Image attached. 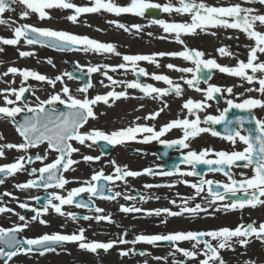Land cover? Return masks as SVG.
Here are the masks:
<instances>
[{
	"label": "snow or ice",
	"instance_id": "snow-or-ice-1",
	"mask_svg": "<svg viewBox=\"0 0 264 264\" xmlns=\"http://www.w3.org/2000/svg\"><path fill=\"white\" fill-rule=\"evenodd\" d=\"M253 2V0H249ZM259 3L264 4V0H258ZM21 4L26 6L25 10L21 11V19L26 18L29 15V11L38 13L41 19L50 18L45 9H74L75 14L69 15L68 20L72 22L77 21V17L81 13H95L100 10H106L109 13H114L116 15L122 13H134L136 15H143L145 10L148 8L161 7L160 5H154L145 3L144 0H130V3L127 6H119L113 0L109 2H104V0H94V3L90 7H79L76 4L70 2V0H0V15L6 11H14L11 8L12 4ZM179 6H173L171 3L163 6V11L172 12L175 11L179 14H190L191 23H168L163 20H156L155 23L161 25L165 33H175L176 40L178 43H183L180 40V34H192L196 29L206 31L209 27L222 26L224 28L239 29L246 34V36L254 40V46H250L248 52L247 62L238 61L237 66L227 67L221 66L216 62L215 59H201L204 56V53L198 50H189L185 49L184 51L179 52H170V53H153L151 55H123L122 59L126 63H121L116 66L103 65V68H111L112 71H116L117 68L126 69L129 67L127 62H130L131 70L137 76H148L151 75V78L157 81H163L168 88H157L152 84H145L137 80L124 82L127 88L139 89L146 96H152L154 99L160 98L164 95H168L170 91L174 90L177 96L181 95L182 88L178 83H174L167 75L151 73L149 74L143 67H138L137 62L139 61H149L151 63H156L155 57H163L165 55L182 57L185 60L193 61L196 65L195 69L193 68H177L175 65L168 64L166 67L169 69H175L183 73H193L191 79H186L185 83L192 88H195L197 91H201L205 100L212 99L213 94L220 93L221 88L216 85L209 84L206 89H200L198 84L201 79H204L207 82L208 79H211V70L218 69L222 73H227L232 76L240 77L247 80L249 83L256 81L260 85L259 89H255L264 93V76L257 78L255 75L257 72L264 74V61H259L258 53L264 54V32L256 30L257 22L260 25H264V14H254L255 10L251 8H243L240 4H231L227 6H211L203 2V0H178ZM0 23H5L3 19H0ZM111 23H117L112 21ZM118 27L128 31L129 29L124 24H117ZM133 28L140 30L139 25H133ZM215 35V33H211ZM21 38H25L28 44L39 43L41 45H46L48 47L60 50V51H70V50H80V51H94L97 53H115L116 55H121L117 50L116 46L111 43H101L96 40L90 39L87 36H79L75 34L68 33L66 31H56L50 28H40L34 27L32 25H20L14 29V38L6 39L0 37V42L6 45H16ZM217 51L221 55L230 54L227 52L225 47L218 48ZM34 53L31 52H20V56H30ZM48 63H52L51 59L48 60ZM54 66V65H53ZM208 70L206 75H198L201 73L202 68ZM159 67V64H157ZM77 68L81 71L83 70L79 64ZM101 70V66H89L87 68V73L91 74ZM246 70H250L252 75H249ZM9 73L17 74L19 73L25 80L29 77L35 78L39 81H47V83L55 86L57 82L63 84V76H68L69 79H74L72 73H64L62 75H57L54 79L49 78L45 75L38 74L35 71L28 69H17L15 67H9L7 72L3 73L4 76H7ZM103 75L107 77L113 85L117 81L113 80L111 76H108L107 72H103ZM181 79H184L183 77ZM91 87V81L89 80L83 88L78 89L82 93H87L88 88ZM27 89L21 87L19 90L15 88H10L6 90H0L4 94V106H0V114L11 118L13 123H15L16 131L23 138V142L20 144H0V156L4 155V148H14L16 150L26 151L30 147L39 145L40 143L47 142L48 148L56 151L59 155L56 160L50 164H45L40 169H32V173L39 172L40 175L38 179L42 181V184H38L36 180H28L24 184H18V188H30L33 186H42L45 189L55 186L58 188H63L68 181L62 176L58 175V170L62 167L63 170L67 171L71 165L78 163V161L71 159V154L78 152L79 149L74 148L71 141H77L80 144H85L87 141H90L91 144H97V142H106L108 145H117L122 144L126 141H132L137 138V134H143V141L148 142L151 140H159L160 143L166 144L168 147L173 145H179L182 148H188L186 141L190 137H195L203 132H211L213 136H219L220 133L215 131L211 127H200L201 119L199 115L196 114V110H203L207 105L204 101H194L191 98L185 101L183 108L187 109L188 113L194 115L195 119H176L168 122L167 124L162 125L157 131L154 126H149L146 124H135L134 126H129L126 128L118 129L110 133H106L99 129H91L88 132H81L80 129L87 123L89 118L95 119V113L92 106L97 102L103 101L104 103H109V98L118 99L121 97H126L127 93L125 91H109L105 95H96L94 98H88L87 95L83 99L74 97L71 94L70 89L67 85H64L61 89L63 96L66 99L62 98L60 93L51 95L48 99L41 100L37 97V103L35 106H30L25 103L24 107L15 106L17 101H21L23 94ZM254 89H248V91H253ZM227 92L231 93L232 88L229 87L226 89ZM15 95V100L9 99V95ZM156 94V95H153ZM57 102L66 106L67 111H56L55 108L45 107L55 105ZM229 108H239L243 110H250L256 107H264V100L248 98L243 100L242 103L234 104L232 100L227 101ZM9 105H13L9 107ZM165 107L167 105L165 104ZM27 111L32 113L31 116H25L22 121L19 123L15 122V117L21 113ZM163 109H160L156 112L149 113L148 116L144 117L145 120L155 119L159 116L160 112ZM228 109H225L219 116L208 115L204 118V122L210 125L220 124L222 121H225V113ZM140 118L137 117V120ZM248 117L237 116L235 118L236 122L242 125ZM254 119V118H253ZM226 123H231L227 121ZM173 128H181L183 130V136L176 140H161L160 138L170 131ZM225 139L231 141L233 144L236 143V140L243 142L246 147L242 151H233L231 153L225 151L214 152V155L217 159H206L211 149L202 150L199 154L195 151H189L183 158V162L192 166V171L186 173H181V175H196L200 177L199 183H191L190 186L195 189L196 195H199L204 190V185H208V193L212 197V202L223 201L225 195L219 191L213 189L212 185L215 184L217 188L222 187L224 193L235 194L238 191H243L248 194L244 199H235L231 204H224L223 207L225 210L244 208L245 206L255 207L258 204L264 205V121L255 119V130L254 132H249L248 135H241L240 131L235 129L226 128ZM0 139H3L0 136ZM91 144L88 146L91 147ZM103 154V153H102ZM32 157L21 156L18 157L14 163H8L0 165V175L7 176L15 174L18 171L24 169V163H32ZM37 160L43 161L44 157L37 155L35 157ZM82 159L87 161L99 160L100 156H88L85 155ZM237 162H243L242 164H237ZM114 167L113 175H105L103 171L96 172L92 175L91 181H100L101 179L108 182H113L115 180H124L126 177H135L140 175V172H135L127 169V166H119L116 164L115 160L111 162ZM202 163L208 165L209 171H220L224 172L228 176L230 183L221 184L218 181L205 180L203 175L196 171V164ZM248 167L249 165H254L253 172L254 175L251 177H245L239 181L232 178L230 171H225L227 166L229 169L233 165ZM216 167H213V166ZM179 172V168L176 169ZM144 173L154 174L150 169H144ZM31 174V173H30ZM45 174H47L45 176ZM160 175H172V172H160ZM243 175V174H242ZM50 181H55L53 185ZM0 183H3V179H0ZM87 187L74 188L68 192L67 197L61 196L57 193H50L47 197V204H45L41 209H33L36 213L32 217L33 220H36L43 213L47 212L49 208L54 210L60 215H67L73 219H76L74 213H64L62 211L63 205L73 204L74 197L78 196L82 192H88L92 195H101L106 199H115L120 196V192H115L114 195L104 196L105 187L104 185L92 184L85 182ZM188 184V181H184ZM146 187H152V185H147ZM251 190V191H250ZM109 193L112 192V189H107ZM4 195H11V193H5ZM125 199H135L134 197L125 196ZM33 199L39 200V197H34ZM140 199H144L143 196ZM189 199H194V197H189ZM59 201V203H53V201ZM175 203V201H172ZM21 208H27L28 205L21 203L19 205ZM78 207H88L89 205L84 202L77 204ZM120 210L123 212H141L142 209L135 207H125L121 205ZM5 211H12L11 209L0 207V213ZM97 213H102V209L96 208ZM201 211H206L203 209L200 204H196L194 208L188 207L186 202L180 206L179 212H173L170 209H156L153 210L154 214L159 216L161 213H165L168 216H179L182 213H198ZM149 215L153 214L152 212L147 213ZM21 221L25 220L24 216L19 217ZM85 220L96 219L107 220L111 222L110 216L97 215L95 217H82ZM41 224L47 223L44 220H40ZM255 222L248 225H238L235 229H230L228 227H222L217 230L207 231V232H183L177 231L172 232L167 235H138L132 243L137 242H146L152 244L156 241H170L175 244L178 241H195L192 245L193 250L177 248L176 250L181 252L188 259H196L199 255H203L204 259L199 261V264H215L216 261H219V264H224L223 260L219 256L218 249L231 248L233 238H236L237 242L241 246H246L248 243V238L255 235L256 238L264 240V222L259 224L257 228ZM27 224L16 225L11 229H5L0 227V257L5 258V264L13 256L18 253L31 252L33 248L42 249L41 254L48 251H54V245H59L64 242H79V247L91 252H96L99 249L107 251L111 249L117 241L105 242H85V237L83 235L84 230L80 229L79 233H73L70 235H64L60 233L53 234H44L34 239H25L23 241L17 239L16 233L23 230ZM204 237H210L213 240H217L219 243L217 246H213L212 243L203 239ZM118 243L123 244L126 241L121 238ZM203 244V249H197L198 244ZM25 245L27 247H25ZM8 249L6 251L5 249ZM121 255H128L127 251H121ZM142 255L144 253H141ZM176 264H183V262H176ZM245 264H255L254 261H246Z\"/></svg>",
	"mask_w": 264,
	"mask_h": 264
},
{
	"label": "rangeland",
	"instance_id": "rangeland-1",
	"mask_svg": "<svg viewBox=\"0 0 264 264\" xmlns=\"http://www.w3.org/2000/svg\"><path fill=\"white\" fill-rule=\"evenodd\" d=\"M220 0H203L204 3L211 5V6H220ZM70 2L76 4L79 7H90L93 5L94 0H70ZM104 2H109V0H104ZM119 6H127L130 3V0H113ZM145 3L160 5L163 9L164 5H168L171 3L174 7L179 6L178 0H144ZM199 2V0H197ZM259 3V2H257ZM24 5L21 4H14V11H6L2 15H0V19H3L5 23H0V37L6 39L14 38V29L18 27L20 24H28L35 27L40 28H50L56 31H66L71 34L79 35V36H87L90 39L96 40L101 43H111L116 46V50L121 55H116L115 53H97L94 51L88 52H80V53H70V54H62L59 52L52 51L45 47L40 46H33L30 45L23 40L20 39L18 44L16 45H6L0 42V90H6L10 88H15L19 90L21 87H24L29 81V95L27 97L26 103L34 105L37 103V97L41 100L48 99L51 95L60 93L62 98L66 99L61 92V89L64 85L70 89L71 94L79 99H83L85 95L88 98H94L96 95H105L109 91H125L127 93L126 97H121L118 99L112 98L109 104H103L101 102H97L95 105L92 106L93 111L95 113L96 118L92 120V122L99 124L101 129L103 130H111L116 128H125L130 123L128 122V118L134 117H144L143 112H140L136 107H139L140 101H138V96L143 98L144 100H151L153 102H148L153 105L156 109L163 111L160 112L159 116L154 119V122L149 121L148 124L154 126L155 129H159L163 124H165L170 118L176 117L177 119H184L187 117L188 119H195L194 115L188 113L187 109L183 108V104L186 100L191 98L194 101H204L206 103V107L203 110H196V114L199 115L201 119L200 127H208L207 124L204 122V118L208 115H218L220 111H217V107L221 109L226 106L227 103L222 104L221 106L214 104L211 100H205V96L201 91L195 90V88L189 87L186 83V79H191L193 73H183L177 71L175 69H169L166 67L168 64L175 65L177 68H193L195 69V65L191 63L189 60H185L182 57H174L165 55L163 57L156 56L155 60L156 63H151L149 61H139L137 62L138 67H143L149 74L156 73V74H163L167 75L174 83H178L186 89L185 95H174L171 96H162L160 98L154 99L153 97H146L142 96L141 93L136 89L127 88L124 82L133 81L134 76L132 75L131 65L130 62L128 69H120L117 68L116 71H109L107 72L108 76H111L113 80L117 81L115 85L112 84L111 81L107 79L102 69L103 65L109 66H116L121 63H126L123 61V55H151L153 53H170V52H179L184 51L186 48H191L192 50H198L204 53V56L201 57L202 59H215L218 60L220 57V53L217 51L218 48L225 47L227 52L226 56L235 55L240 53V60L246 62L245 58L248 56L250 46H254L253 43L243 42L240 40L239 44H223L221 38L223 37L221 32L216 31L217 29L209 30L207 29L204 34V31L200 29H196L192 35L187 37V42L184 40V44H175L176 42V34L175 33H165L163 35L164 30H158L153 25V18L144 12L143 15H136L134 13H122L116 15L114 13H109L106 10H100L95 13H81L77 17V21L74 23L67 19L69 15L75 14L74 9H60V8H53V9H45L48 13L50 18L41 19L38 13L29 11V15L21 19L20 13L21 11L25 10ZM156 19L163 20L166 22H173V23H191V15L190 14H179L175 11L172 12H165L162 10L161 14L157 16ZM115 21L117 23H111ZM117 24H124L129 30L125 31L124 29L117 26ZM133 25H139L140 30L133 28ZM215 30V31H214ZM212 31L215 35H212ZM211 32V33H210ZM187 34L181 33L180 40L183 41V37L185 39ZM20 52H31L34 53L30 56H20ZM68 56L72 61H75L77 64L81 66L83 69L82 71L87 72V68L89 66H101V70L98 72L91 73V87H89L87 93H82L78 91L79 86L78 83L74 82L73 80L69 79L66 75L63 76V84L57 82L55 86L47 83V81H39L35 78L29 77L27 80L23 78L19 73L12 74L9 73L7 76H4L3 73L7 72L9 67H15L17 69H28L37 72L38 74L45 75L49 78H55L57 75H62L67 73V67L64 62V57ZM211 57V58H210ZM51 59L52 63H48V60ZM264 61V59L259 60ZM235 62V61H234ZM238 64V62H235ZM159 64V67H157ZM54 65V66H53ZM184 79H181V78ZM259 78V77H258ZM32 81V83H31ZM213 81L218 84L219 87L224 86V95L225 100H237L242 101L240 98V94L242 93L245 99L253 98L254 95H251V92L246 91L248 87L244 89V84L249 83L247 80L243 78L238 79H229L224 78L219 75H215L212 79ZM147 84H154L155 86H159L158 88H165V83L163 81H156L151 78V75L147 76L146 80ZM251 84V83H249ZM153 85V86H154ZM209 85V84H208ZM207 85L198 84L200 89H206ZM231 87L232 92L229 93L226 91L227 88ZM260 87V86H259ZM258 87V89H259ZM258 96L263 98L264 100V93L257 91ZM256 93V94H257ZM4 94L0 92V103H4ZM15 95H9V99L14 100ZM146 97V98H144ZM261 100V99H260ZM165 102V103H164ZM167 102V103H166ZM165 104L167 107H165ZM16 106L21 108L24 107V104L19 102ZM217 106V107H216ZM140 108V107H139ZM147 110V108H145ZM150 109V108H149ZM169 110V113H168ZM256 111H262L261 117H258V120L264 121V107H256ZM8 118H1L0 119V127L7 124ZM135 123H143L144 121L135 120ZM91 123V122H90ZM129 123V124H128ZM5 132H9L6 130ZM183 131L177 129V133ZM210 132H203L200 133L199 136L193 137L196 139L197 146L193 151L199 154L202 150L208 149L213 146V142L210 143L209 137L213 139L210 135ZM205 140L207 142H202ZM143 141V134L139 140L135 141L129 147H124L122 150L126 151V148L129 150L139 151V158H125L124 155H132L128 154H120L118 155L119 163L117 165L123 167L127 166V168L138 169L142 166H145L146 159L152 154H148L143 152L142 143ZM158 140H151L148 141L147 144H156ZM206 144V145H205ZM242 145V144H241ZM222 149H225V146L219 145ZM84 148V146H82ZM242 148V147H240ZM88 155L86 152L82 150L79 154L73 156V160L78 161V163L73 164V167L70 169L69 173L70 176L69 180L72 181V184H81L85 183L90 179L93 171L95 170H102L105 165L104 160H94V161H87L85 162L82 157ZM144 156V158H141ZM44 160V159H43ZM3 160L0 157V162ZM111 165L110 169H104V171L114 174V167L111 162L108 161ZM154 169H152L153 173ZM31 173V170L30 172ZM128 178V177H126ZM68 187V185H67ZM113 189L116 192L122 191L120 187L117 189L116 187ZM124 195L127 193L124 192ZM167 199V198H166ZM164 201V200H161ZM166 201H164V204ZM117 206L127 204L124 199H121V196H118L117 201L114 203ZM4 205V204H3ZM3 205L0 204V207ZM7 205V204H6ZM163 205V204H162ZM8 208H15L14 205H7ZM114 205H111L107 202V205L102 204L99 205L98 208L105 210V214L107 210H111ZM128 206V205H127ZM10 212V211H9ZM65 213H71L66 211ZM89 217H95L100 213L96 211H91L88 213ZM104 214V213H103ZM4 213H0V227H8L9 220L3 218ZM52 218L54 217L56 220H53V227H45L44 230L39 231V226H35L38 232H34L30 234V236H37L44 232H56L55 230H60V232H77L79 233L80 229L84 230V237L85 242L87 240L99 239V240H118L115 235H111L108 230L110 226H89L87 227L86 224L89 222H93L96 219H88L81 221L80 223L75 219L63 215V217H58L51 215ZM122 216H124L122 214ZM255 216V215H254ZM70 219H69V218ZM47 218V217H45ZM59 218V219H58ZM114 218H118L115 216ZM238 219V218H237ZM90 220V221H89ZM233 221V218L230 219V224ZM58 222V224H56ZM129 226L133 227L132 222L129 221ZM214 224L218 226L228 225L225 221H215ZM66 225V228L64 227ZM190 228H195L194 225H189ZM177 230H183V227L177 228ZM118 231V230H116ZM140 248L144 249V254L155 252L152 250L149 245L148 246H140ZM79 250L80 253H78ZM86 251L79 247V242L72 245H67L64 247H60V251L57 253H50L49 255L43 256H33V258L28 259L30 264H111L109 259V254L114 256V253H94L89 258H85L86 255H82ZM113 250V248H112ZM110 250V251H112ZM120 250V249H119ZM109 251V252H110ZM61 253V256L58 258V255ZM64 253L66 256H64ZM82 253V254H81ZM143 254V255H144ZM142 255V254H141ZM79 257L78 261H74L75 258ZM86 259V260H85ZM146 257H141L138 259H134L132 263L127 264H137L138 262H146ZM148 262V261H147ZM126 264V263H125Z\"/></svg>",
	"mask_w": 264,
	"mask_h": 264
},
{
	"label": "flooded vegetation",
	"instance_id": "flooded-vegetation-1",
	"mask_svg": "<svg viewBox=\"0 0 264 264\" xmlns=\"http://www.w3.org/2000/svg\"><path fill=\"white\" fill-rule=\"evenodd\" d=\"M258 0H253V2H249V0H220L219 4L220 6H227L231 4H240L243 8H251L255 10L254 14H264V4L257 3ZM157 18V17H156ZM159 20V19H156ZM217 28L218 32H221L220 34L223 35L221 38L223 44H239L240 40L243 42L248 43H255L254 40L248 38L244 32H242L239 29H231V28H224L222 26L217 27H211L208 28L209 30ZM256 30L264 32V25H260L258 22L256 24ZM215 31V30H214ZM212 33H214L212 31ZM226 56L220 54V60L224 59V57H227V61L221 62V64L226 65L228 67H235L237 64L235 62H238L240 60V53H237L235 55ZM246 62L248 56L244 57ZM258 59L262 60L264 59V54L258 53ZM235 61V62H234ZM218 85V84H217ZM221 92L224 90V86H221ZM15 121L18 120L17 117L14 118ZM144 121L143 124L149 125V121L154 122V120L148 119V120H142ZM128 123L126 127L132 126L135 124L134 118H128ZM169 120L165 123L167 124ZM164 125V124H163ZM125 127V128H126ZM91 129H97V124L92 122H87L80 131L81 132H88ZM177 129L182 130L181 128H173L167 133H165L160 139L161 140H176L178 138H181L183 136V133H177ZM8 130L9 132H5ZM157 131L159 129H156ZM107 131H110L107 130ZM183 131V130H182ZM209 135L213 138L211 139L209 137L210 143L213 142V146L208 148L211 149L212 152L209 153L211 156H215L214 152L219 151H225V152H233L238 151L241 148V141L239 139L236 140L238 144L234 148H230L231 141L221 138L219 136H213L209 133ZM0 136L3 137V139H0V144H20L23 142V139L20 137L18 132L16 131V128L13 124V120L11 118L7 119V124L0 127ZM142 134H138L135 141L139 140ZM199 136V134H198ZM135 141L129 142V143H122L118 145H114L112 149L109 151L108 154L103 155L100 153L99 149L96 147V144H91L90 141H87L85 144H80L77 141H71L70 143L74 148L79 149L78 152H74L71 154V159L73 160V156L79 154L82 150L84 153L86 152L88 156H100V160H104L105 165L102 168V171L105 175H113L111 173H108L104 171V169H110L111 165L108 163L115 160L116 164L119 163L118 161V155L122 148L129 147L130 145H134L133 143ZM202 142H206L205 140H202ZM186 143L188 144V148H182L180 151H177L175 147H166L164 144L158 142L156 144H147V142H142V151L148 154H152V156L148 157L145 162V166H142L138 169H132L127 168L131 171H141L143 174L141 176H136L135 178L128 179L125 178L124 180H116L113 182L108 183V189L111 188L112 192L111 194L114 195L116 192L113 187L119 189L122 188L121 191V199H124L127 204H125V207H135L142 209L141 212H123L120 210L121 206H117L114 204L117 201L116 197L115 199H96V197L91 196L90 193H88V199L93 202L92 208H83L78 207L77 205L71 206L69 205H63L62 211L65 213V207L66 211L74 213L76 215V221L79 223L81 221H84L82 217L88 216L89 212L95 211L96 208H98L99 205L105 204L107 205V202L111 205H114L112 209L107 210L108 214H105V210L102 211L99 215L103 216H110L114 215L118 218H124L125 222L124 226L121 225H115L114 222H109L107 220H100V221H93L92 223L89 222L86 224L87 227L89 226H96L99 227L103 226H110L111 230H108L111 235H115L118 240L117 243L114 244V246L111 249L104 251L100 250V253H114L112 256L113 261L110 260L111 264H127L132 263L134 259H138L141 257H150L151 261L148 262H138L137 264H176V262H183V264H199V261L204 259L203 255H199L196 259H188L186 258L181 252L177 251V248H183L188 250H193L192 245L195 243V241H178L175 244H173L170 241H156L152 244L146 243V242H137L132 243V241L135 240V238L138 235H167L172 232L177 231H193V232H207L212 230H217L222 227H228L230 229H235L238 225H248L250 223L255 222V225L257 228L259 227V224L261 222H264V205H257L255 207L252 206H245L244 208H236V209H228L225 210L223 205L224 204H231L233 200L235 199H244L248 194L244 193L243 191H238L235 194L231 193H224L223 188H217L216 186H212L214 190L219 191L225 195V199L223 201H216L215 203H211L210 208L212 212H205L202 215H198V213L195 214H188L187 212L182 213L179 216H168L165 213H161L159 216L155 215L157 219L153 220L150 224L145 225L144 223H141V217L140 215L144 212H153V210L156 209H170L173 212H179L180 206H182L185 202L188 207H195L196 204H199V202L194 201V199H189V197L197 198L196 200H199L200 203L207 202L206 198H208L210 201H212V197L209 195L207 189L208 185H204V190L199 194L196 195L195 189H193L190 184L191 183H199L200 177L199 176H188V175H181V173H186L188 171H192V166L184 163L183 165L177 166L176 160L173 158L175 155L180 154L183 157L189 152L193 151L196 144V139L193 137H190ZM91 144V147L88 145ZM207 144V142H206ZM205 144V145H206ZM219 145L225 146V149H222L219 147ZM84 146V148H82ZM4 155L0 156L3 160L0 162V165L8 164V163H14L18 157L21 156H31L32 158L36 157L37 155H40L43 152L44 160H37L33 163H24V169L21 171L16 172L12 175H7L5 180L3 179V183H0V204L3 205L2 207L8 208V204L14 205L15 208H11L12 211H5L3 218L9 220L8 229L13 228L16 225L21 224H27L26 227L23 228L22 231L16 233L18 237L20 238H32L34 236H30V234H33L34 232H38L37 228L35 226H39V231L44 230L45 227H53V220H56L54 217L52 218L51 215H54L55 217H63V215H60L56 213L54 210L49 208V210L45 213H43L41 216H39L36 220H33L32 217L36 215V213L33 211V209H41L45 204H47V197L41 196L43 193L41 189L36 188L35 190L39 191V195L31 196V192L34 190L33 187L30 188H18L16 185L18 184H24L28 180H31L30 170L32 169H40L45 164L51 163L54 161L57 156L59 155L56 151L49 149L47 142L42 143L40 146L33 148L30 147L26 151L24 150H16L14 148H4ZM126 151L128 154L132 155V157H129V155H124L125 158H139V151H133L126 148ZM125 150H122L120 154L124 153L127 154ZM208 155V156H209ZM141 158H144V156H141ZM208 158V157H207ZM73 167V165L70 166V168L67 171H64L63 177L68 181L64 185L63 188H58V190H61L63 193V196L66 197L68 195V192L74 189L75 187L79 186L78 184H72V181L69 180L70 176V169ZM179 168V172L176 171V169ZM254 166H248V167H231L230 168V174L233 179H244L245 177H251L254 175L253 172ZM144 169H150L152 172V169H154V174H148L144 173ZM92 173H90V179L87 181L92 184H96V181H91V177L94 173L100 172L101 170H95L92 169ZM160 172H172V175H160ZM246 172H250V175H246ZM210 174V173H209ZM218 175V177L214 178H208V173L202 174L205 180L212 179L211 181H218L221 184L224 183H230L228 176H226L224 173L219 172L215 173ZM244 176H243V175ZM140 178L141 181L135 180L136 178ZM207 178V179H206ZM238 180V181H239ZM184 181H188L189 183L186 184ZM83 184V183H81ZM85 186H87L86 183H84ZM68 185V187H67ZM147 185H152V187H146ZM133 186V187H132ZM251 191V190H250ZM124 192L127 193V195H124ZM190 192L194 193V196H190ZM5 193H11V195H4ZM44 194V193H43ZM125 196L134 197L135 199H125ZM143 196L144 199H140V197ZM34 197H39L40 199H33ZM175 197L178 199V201L181 202L180 205H177L174 207L172 200L175 201ZM167 198V199H166ZM261 199H264V197H261ZM164 200L166 203L164 204ZM191 200V201H189ZM21 203H25L28 205L27 208H21L19 205ZM53 203H59V201H53ZM7 204V205H6ZM163 204V205H162ZM128 205V206H127ZM10 209V208H8ZM104 213V214H103ZM122 214L124 216H122ZM255 215V216H254ZM20 216H24L25 220L21 221ZM127 216H130L129 218ZM47 217V218H45ZM113 217V218H114ZM69 218V217H68ZM233 218V221L230 222V219ZM238 218V219H237ZM44 220L47 223L41 224L40 220ZM59 219V218H58ZM70 219V218H69ZM117 219V218H114ZM128 219L130 222L134 223L133 227L129 226ZM134 219V221H133ZM136 220V221H135ZM171 221L172 226L170 228H167L161 223H165V221ZM90 221V220H89ZM215 221H225L228 225H222L218 226L217 224H214ZM82 223V222H81ZM58 224V222H56ZM155 225L154 227H151V225ZM189 225H194L195 228H190ZM66 228V225L64 226ZM183 227V230H177V228ZM5 228V227H2ZM118 230V231H116ZM56 232H44V234H53V233H62L60 230H55ZM77 233V232H73ZM78 234V233H77ZM123 238L126 243L120 244L118 241ZM203 239L209 240L213 246L218 245L217 240H213L210 237H204ZM87 240L86 242H88ZM103 242L107 243L109 241H116V240H102ZM78 242H71L68 244H64L60 247H64L67 245L76 244ZM232 246L231 248H223L218 249L219 256L223 260L224 264H245L246 261H254L255 264H264V240L256 238L255 235L248 238V243L246 246H241L236 238H233V241L231 242ZM150 246L153 248L155 252L146 253L144 255H141V253L144 252V249L140 248V246ZM60 247L56 248L54 251H48L45 252V254L41 253H34V252H21L17 255L13 256L10 260L7 261V264H30L28 259L33 258V256H43V255H49L50 253H57V251H60ZM120 249V250H119ZM199 249H203V244L197 245V251ZM82 250V249H81ZM112 250V251H110ZM78 253H80L79 250ZM110 251V252H109ZM121 251H127L128 255H121ZM84 252V250H83ZM96 252H91L86 250L82 255H86L85 258H89ZM112 255V254H109ZM61 256V253L58 255V258ZM64 256L65 253H64ZM117 256L120 258L118 259ZM79 257L75 258L74 261H78ZM86 260V259H85ZM0 264H5V262H2ZM215 264H219V261H216Z\"/></svg>",
	"mask_w": 264,
	"mask_h": 264
},
{
	"label": "bare ground",
	"instance_id": "bare-ground-1",
	"mask_svg": "<svg viewBox=\"0 0 264 264\" xmlns=\"http://www.w3.org/2000/svg\"><path fill=\"white\" fill-rule=\"evenodd\" d=\"M236 78H238V77H236ZM246 86H247V84H245ZM253 88H255V85L253 84ZM238 144V142H236L235 144H233V143H231V146H230V148H234L236 145ZM246 175L248 176V175H250V172H246ZM212 176H214V177H218V175L217 174H215V173H211V174H208L207 175V177L209 178H214V177H212ZM244 176V175H243ZM239 177V176H238ZM238 177H237V181L239 180L238 179ZM207 179V178H206ZM135 180H139V181H141V179L140 178H136ZM210 181L212 180V179H209ZM133 187V186H132ZM190 196H194V193L193 192H190ZM197 198H194V201H196V202H199V204L201 205V207L203 208V209H206V211H201V212H198V215H199V217H200V215H202L203 213H205V212H212L211 211V208H210V205H211V203H212V201H210L208 198H206V200H207V202H202V203H200V201L199 200H196ZM172 201H174V200H172ZM189 201H191V200H189ZM181 204V202L180 201H178V199L175 197V203H173V205H174V207H176L177 205H180ZM194 208V207H193ZM263 211H264V209H263ZM188 214H190V213H188ZM192 214V213H191ZM114 217V215H111V222H114V224L115 225H121V226H124V223H126L125 222V220H124V218H117V219H114L113 218ZM128 218L130 217V216H127ZM140 217H141V220H142V222L141 223H144L145 225H147V224H150L153 220H155V219H157L156 217H155V214H151V215H149V214H147V212H144L143 213V215L141 214L140 215ZM133 221H134V219H133ZM136 221V220H135ZM161 225H163V226H165V227H167V228H170L173 224H172V222L171 221H168V220H166L165 221V223H161ZM155 225H151V227H154ZM109 257V259H111L112 261H113V258H112V255H109L108 256ZM117 258L118 259H120L118 256H117ZM147 260L150 262L151 261V258L150 257H147Z\"/></svg>",
	"mask_w": 264,
	"mask_h": 264
},
{
	"label": "water",
	"instance_id": "water-1",
	"mask_svg": "<svg viewBox=\"0 0 264 264\" xmlns=\"http://www.w3.org/2000/svg\"><path fill=\"white\" fill-rule=\"evenodd\" d=\"M13 7V4L11 5V8ZM25 39V38H24ZM26 40V39H25ZM35 44H39V43H35ZM41 45V44H40ZM46 46V45H45ZM51 48V47H50ZM54 49V48H53ZM57 50V49H56ZM60 51V50H59ZM71 51V50H70ZM66 62H67V64H68V67H69V73H72L73 74V76L74 77H77V78H74V79H76V80H80L81 82H82V88L86 85V84H88V80H87V78H86V76L85 75H83L81 72H79L76 68H75V66H74V64L73 63H71L69 60H66ZM201 68H202V66H201ZM201 73H202V71H201ZM201 73H198V75H201ZM26 92L27 91H25V93L23 94V97H22V99L24 100L25 99V97H26ZM45 107H48V106H45ZM56 111H67V108H66V106L65 105H63V104H61L60 105V109L59 110H56ZM31 116L32 115V113H27V114H24L23 116Z\"/></svg>",
	"mask_w": 264,
	"mask_h": 264
}]
</instances>
